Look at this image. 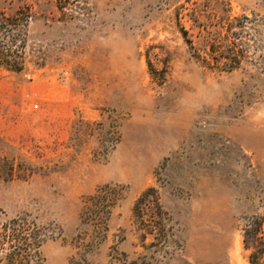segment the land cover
<instances>
[{
  "label": "rangeland",
  "instance_id": "obj_1",
  "mask_svg": "<svg viewBox=\"0 0 264 264\" xmlns=\"http://www.w3.org/2000/svg\"><path fill=\"white\" fill-rule=\"evenodd\" d=\"M61 4L0 0V257L264 264V0Z\"/></svg>",
  "mask_w": 264,
  "mask_h": 264
},
{
  "label": "trees",
  "instance_id": "obj_2",
  "mask_svg": "<svg viewBox=\"0 0 264 264\" xmlns=\"http://www.w3.org/2000/svg\"><path fill=\"white\" fill-rule=\"evenodd\" d=\"M57 7L58 8H63L64 4H61V0H55ZM25 17H29L28 14ZM12 58V59H10ZM17 59V60H15ZM19 59H21V56H13V55H2L0 56V65H3L5 67H7L8 69L15 71V72H20L22 71V66H23V61H19ZM149 191H153L152 189L145 191L141 197L139 198V200L137 201L136 205H135V210L138 209L139 205L143 202L144 197L147 195V193ZM260 226L258 223H256V221H254L251 225H249V228L245 231L244 234V247L245 249H253L255 251H253L250 256H249V262L250 264H258L257 262V253L261 252L262 250L257 249L256 247L253 246L254 242H250V240L257 238L259 231H260ZM249 239V240H248ZM21 240V239H20ZM18 242V238L15 235H10L9 237V242ZM8 243V240L6 238H3L0 241V250L5 251V245ZM15 248L14 251H12L10 254L8 255H4V257H0V263L2 261H7L6 264H21L20 262H17V259L19 257H21L22 253H23V248L16 246V245H12L9 246V248ZM21 261V260H20Z\"/></svg>",
  "mask_w": 264,
  "mask_h": 264
}]
</instances>
